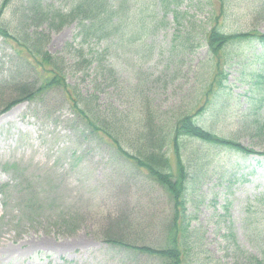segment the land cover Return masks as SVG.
<instances>
[{
	"label": "rangeland",
	"instance_id": "obj_1",
	"mask_svg": "<svg viewBox=\"0 0 264 264\" xmlns=\"http://www.w3.org/2000/svg\"><path fill=\"white\" fill-rule=\"evenodd\" d=\"M139 2L148 32L128 53L113 48L106 55V41L80 45L75 24L51 33L46 46L64 57L68 83L83 94L98 88L101 115L109 112L126 123H134L138 95L166 125L204 103L205 89L217 79L203 39L211 25L225 33H264V0H131L133 18L139 16ZM188 32L196 43L181 49L174 37ZM71 42L93 56L85 76L72 68L76 58L66 54ZM227 49L232 54L221 62L219 77L224 87L207 96L211 104L196 121L262 151V139L241 122L250 120L255 108L264 122V43L248 38ZM99 54L104 59L96 58ZM98 60L114 69L116 83L101 79ZM19 66L12 45L0 37V81ZM9 99V87L0 89V110ZM202 150L208 171L185 191L197 234L193 258L199 245L198 258H208L205 264H254L247 255L264 259V155L214 146ZM169 206L168 194L144 170L107 137L84 127L59 88L0 112V264H165L161 257L106 242L102 232L121 216L125 221L112 234L127 243L161 247L166 239L159 220Z\"/></svg>",
	"mask_w": 264,
	"mask_h": 264
},
{
	"label": "trees",
	"instance_id": "obj_2",
	"mask_svg": "<svg viewBox=\"0 0 264 264\" xmlns=\"http://www.w3.org/2000/svg\"><path fill=\"white\" fill-rule=\"evenodd\" d=\"M139 3V16L133 18L131 0H1L0 37L12 45L16 60L23 67H17L14 76L0 81V89L9 87L11 92V99L4 103L0 112L7 111L18 102L33 100L43 91L59 88L75 117L91 134L107 137L119 154L133 162L139 170H144L147 177L159 184L169 197L168 213L164 212V217L159 220L160 230L166 239L163 246L131 244L121 240L119 233L112 234V231L121 229L119 226L125 221L121 216H115L113 224L106 226L102 232L104 240L134 252L161 257L166 261L165 264H205L208 258H198V255H202L199 245L195 252L196 258H193L197 234L191 227L186 210L187 183L198 184L200 177L208 171L203 169L210 165L205 162L207 156L202 150L203 146H214L245 156L264 155V122L258 118V108H255L257 111L254 110L255 114L250 120L248 117L241 122L242 129H248L262 139L263 150L255 151L236 138L221 136L204 127L198 119L196 121V117L211 104V98L207 96L224 87L219 77L222 75L221 62L232 54L227 46L248 38L264 43V33L256 30L225 33L218 26L211 25L208 30H204L203 39L210 56L214 58L212 77L217 79H211L205 89L204 103L192 112L181 113L173 124L166 125L160 121L149 102L138 95L134 123H126L120 121L118 115H109V112L101 115L98 110V88L83 94L77 84L68 83L65 77L68 65L64 57L49 53L46 46L51 33L75 24L77 31L74 38L80 45L106 41L109 42V48L102 49L106 55L107 50L112 51L113 48L128 53L130 46L148 32L145 7L142 2ZM190 33L176 35L173 41L185 49L191 46V41H195ZM65 50L66 54L76 58L72 68L85 76L93 56H88L81 46L76 47L73 42L66 44ZM96 58H102L101 54L96 55ZM27 67L32 78L26 76ZM100 67L104 72L101 79H109L112 85L117 80L114 69L98 60L95 68L99 71ZM262 78L264 81V76ZM193 142L197 145H190ZM247 257L254 264H264V259L253 255Z\"/></svg>",
	"mask_w": 264,
	"mask_h": 264
}]
</instances>
